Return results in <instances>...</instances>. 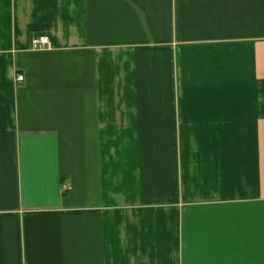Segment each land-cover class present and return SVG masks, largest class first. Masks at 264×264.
I'll return each mask as SVG.
<instances>
[{
  "label": "crops",
  "instance_id": "1",
  "mask_svg": "<svg viewBox=\"0 0 264 264\" xmlns=\"http://www.w3.org/2000/svg\"><path fill=\"white\" fill-rule=\"evenodd\" d=\"M0 264H264V0H0Z\"/></svg>",
  "mask_w": 264,
  "mask_h": 264
},
{
  "label": "built area",
  "instance_id": "2",
  "mask_svg": "<svg viewBox=\"0 0 264 264\" xmlns=\"http://www.w3.org/2000/svg\"><path fill=\"white\" fill-rule=\"evenodd\" d=\"M31 44L33 47L35 48H45L49 46V41H48V37L45 34L33 37L31 39ZM17 79L18 80H22L23 79V75H17Z\"/></svg>",
  "mask_w": 264,
  "mask_h": 264
}]
</instances>
